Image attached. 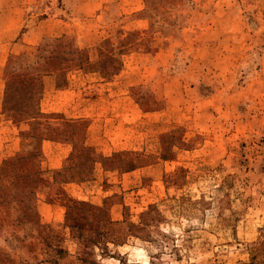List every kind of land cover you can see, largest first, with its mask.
Here are the masks:
<instances>
[{
	"label": "rangeland",
	"instance_id": "374dc122",
	"mask_svg": "<svg viewBox=\"0 0 264 264\" xmlns=\"http://www.w3.org/2000/svg\"><path fill=\"white\" fill-rule=\"evenodd\" d=\"M1 143L0 264H264V0H0Z\"/></svg>",
	"mask_w": 264,
	"mask_h": 264
},
{
	"label": "trees",
	"instance_id": "16d2710c",
	"mask_svg": "<svg viewBox=\"0 0 264 264\" xmlns=\"http://www.w3.org/2000/svg\"><path fill=\"white\" fill-rule=\"evenodd\" d=\"M25 81L26 77L24 76L13 77V88L17 90L20 83L26 84ZM32 84L33 83H31L30 86H27L31 87ZM29 89L30 88H28V90ZM13 96L14 93L12 92L11 94H9L8 98H11ZM20 103L21 102L18 101L15 102V104ZM18 111H21L22 114L25 113L20 109H18ZM37 156L38 155L34 153L16 159L17 165H14L12 167V169L14 168V175L13 192L11 194V198L8 201L5 200V202L0 201V226L1 224H5L10 221V210H15L17 212V215L15 216L13 221L16 222L18 226L25 223L34 224L36 222V213L34 212L31 198L33 197L34 189H36L42 181L41 172L38 170V168L33 167L35 166L34 164ZM26 165H29V168L31 169L29 172H24L23 170ZM103 217V211L99 208H95L85 202L76 201L71 203L66 213L67 221L72 223V228H76V230L79 231V235H81V230L83 227L92 226L91 230L95 232L96 236H105V232L99 231L100 228H106V220H104ZM141 218V222H139L138 224L129 225V231H143L144 228L147 227V216L145 217L144 215H142ZM111 225L112 223L110 222L108 223L107 227H111ZM89 240L90 239L88 238H83V241L85 243L89 242Z\"/></svg>",
	"mask_w": 264,
	"mask_h": 264
},
{
	"label": "crops",
	"instance_id": "0c3cea01",
	"mask_svg": "<svg viewBox=\"0 0 264 264\" xmlns=\"http://www.w3.org/2000/svg\"><path fill=\"white\" fill-rule=\"evenodd\" d=\"M47 102H50L51 105L53 104H59L61 103L60 101H55V100H47ZM63 105H69L67 100L64 101V104ZM58 109H55V108H52V111H57ZM11 133L12 134H15V132L11 131L9 129V132L8 134H6L4 137H5V140H8L11 138ZM17 144V142H16ZM9 146L10 145H3V143L0 144V165L2 164V161L3 159H6L8 158L9 156L13 155V153H9L7 149H9ZM15 148V146H14ZM56 155L54 153H52V158H54ZM58 167H60L57 163H54L53 165L50 166V168L52 169H58Z\"/></svg>",
	"mask_w": 264,
	"mask_h": 264
}]
</instances>
